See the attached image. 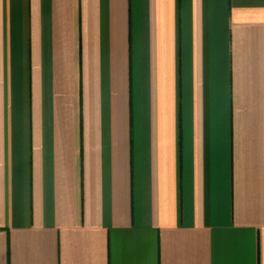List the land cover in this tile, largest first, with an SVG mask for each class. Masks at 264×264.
I'll return each instance as SVG.
<instances>
[{
  "label": "crops",
  "instance_id": "0c3cea01",
  "mask_svg": "<svg viewBox=\"0 0 264 264\" xmlns=\"http://www.w3.org/2000/svg\"><path fill=\"white\" fill-rule=\"evenodd\" d=\"M0 264H264V0H0Z\"/></svg>",
  "mask_w": 264,
  "mask_h": 264
}]
</instances>
